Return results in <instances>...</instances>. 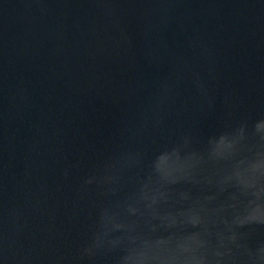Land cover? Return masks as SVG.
Returning a JSON list of instances; mask_svg holds the SVG:
<instances>
[{
  "label": "water",
  "instance_id": "95a60500",
  "mask_svg": "<svg viewBox=\"0 0 264 264\" xmlns=\"http://www.w3.org/2000/svg\"><path fill=\"white\" fill-rule=\"evenodd\" d=\"M0 264H264V0H0Z\"/></svg>",
  "mask_w": 264,
  "mask_h": 264
}]
</instances>
